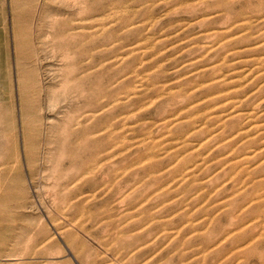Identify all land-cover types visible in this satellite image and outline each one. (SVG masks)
I'll return each instance as SVG.
<instances>
[{
  "label": "rangeland",
  "instance_id": "374dc122",
  "mask_svg": "<svg viewBox=\"0 0 264 264\" xmlns=\"http://www.w3.org/2000/svg\"><path fill=\"white\" fill-rule=\"evenodd\" d=\"M85 1L0 0V264H264V0Z\"/></svg>",
  "mask_w": 264,
  "mask_h": 264
},
{
  "label": "bare ground",
  "instance_id": "6f19581e",
  "mask_svg": "<svg viewBox=\"0 0 264 264\" xmlns=\"http://www.w3.org/2000/svg\"><path fill=\"white\" fill-rule=\"evenodd\" d=\"M74 1H75V0H74ZM91 1H92V0H90V2H91ZM94 2H95V1H94ZM81 4H82V3H80V6L77 5V4H75V5H76V6H79V11H82V12H83V11H84V12L86 11V12H88L89 14H88V15L86 14V16L84 17L85 13L83 12V17H84V18H81L80 20H84V21H85V20H88L89 17H91V16H93V15H97V16H99V17L102 16V13H103V4H102V0H98V3H97L98 5H97V6L95 5L96 8L92 10V11L95 12V13H92V14L90 13L91 10L89 9V7H88L86 1L83 2L82 5H81ZM93 5H94V3H93ZM67 6H68V5H67ZM73 6H74V5H73ZM74 7H75V6H74ZM74 7L71 8V9H74ZM66 8H67V7H66ZM69 8H70V7L68 6V9H69ZM74 10H76V9H74ZM74 10H73V11H74ZM65 11H66V10H65ZM70 11H71V10H70ZM70 11H69V13L72 15L71 12H73V11H71V12H70ZM77 11H78V10H77ZM82 12H81L80 14H79V12H78V13L76 12V14H79V16H80V15H82ZM65 13H66V12H65ZM69 13H68V15H69ZM77 16H78V15H77ZM77 16H76V17H77ZM69 17H70V16H69ZM69 17H68V18H69ZM78 18H79V17H78ZM78 18H76V19H78ZM72 19H73V18H72ZM74 19H75V18H74ZM101 19H102V18H101ZM101 19H100V20H101ZM66 20H67V19H66ZM70 20H71V19H69V21H70ZM67 21H68V20H67ZM64 22H65V21H64ZM82 22H83V21H82ZM62 23H63V22H62ZM65 23H66V22H65ZM65 23H64V24H65ZM60 24H61V23H60ZM64 24H63V25H64ZM66 24H67V23H66ZM72 24H73V23H72ZM98 24H99V22H98ZM61 25H62V24H61ZM68 25H69V24H68ZM68 25H66V26H68ZM76 25H77V26L79 25V26H78V28H79V27H81L82 23H81V25L77 23V24H75L74 26H76ZM100 25H101V24H100ZM58 26H59V25H58ZM82 26L84 27L85 25L83 24ZM97 26H98V25H97ZM102 26H103V25H102ZM56 27H57V26H56ZM56 27H55V30H56ZM61 27H62V26H61ZM61 27H59V28H61ZM59 28H58V30H59ZM76 28H77V27H76ZM102 28H103V27H102ZM52 29H53V27H52ZM73 29L75 30V28L72 27V26H68V27L66 28L67 31H71V30H73ZM98 29H99V28H98ZM100 29H101V28H100ZM58 30H57V31H58ZM102 30H103V29H102ZM53 31H54V30H53ZM57 31H56V32H57ZM63 31H64V32H62V30H61V32H62L61 34H64V33H65V30H63ZM59 32H60V31H58V34H59ZM74 32H75V31H74ZM54 33H55V32H54ZM69 33H70V32H69ZM51 34H52V33H51ZM99 34H101V33H99ZM99 34H98V35H99ZM52 35H53V34H52ZM55 35H56V34H54L53 36L55 37ZM67 35H68V34H67ZM69 35H71V33H70ZM74 35H75V33H74ZM74 35H73V32H72V36H73V37H74ZM77 35H78V34H77ZM81 35H82V34H81ZM83 35H84V33H83ZM57 36H58V35H56V37H57ZM60 36H61V35H60ZM62 36H63V35H62ZM64 36H66V35H64ZM85 36H86V35H85ZM85 36H82V37H85ZM87 36H88V35H87ZM99 36H100V35H99ZM75 37H76V36H75ZM82 37H80V38H81L80 42L82 41V39H84V38H82ZM78 38H79V37H78ZM100 38H101V37H100ZM61 39H62V38H61ZM56 40H57V38L55 39V41H56ZM71 40H72V38H71ZM85 40H86V39H85ZM85 40H84V41H85ZM99 41H101V40H99ZM80 42H79V43H80ZM58 43H59V42H58ZM58 43H57V44H58ZM72 43H73V42H72ZM85 43H86V42H85ZM59 44H60V43H59ZM59 44H58V45H59ZM61 44H62V43H61ZM61 44H60V45H61ZM63 44H64V43H63ZM75 44H76V43H75ZM60 45H59V46H60ZM84 45H85V44H84ZM84 45H83V46H84ZM59 46H58V47H59ZM62 46H63V45H62ZM66 46H67V45H66ZM66 46H64V48H65L64 50H66ZM101 46H102V45H101ZM80 47H81V46H80ZM80 47H79V48H80ZM74 49H77V48H74ZM62 50H63V49H61V57L63 58V56H62ZM77 50H78V49H77ZM83 51H84V50H83ZM67 52H69V51H67ZM86 52H88V51H86ZM65 53H66V52H65ZM84 53H85V51H84ZM68 54H69V53H68ZM75 54H76V53H75ZM63 55H64V53H63ZM81 55H82V53H81ZM20 93L22 94L21 90H20ZM76 99H77V98H76Z\"/></svg>",
  "mask_w": 264,
  "mask_h": 264
}]
</instances>
